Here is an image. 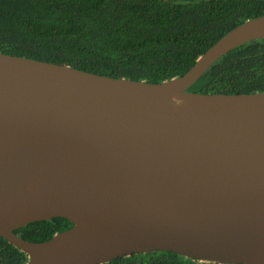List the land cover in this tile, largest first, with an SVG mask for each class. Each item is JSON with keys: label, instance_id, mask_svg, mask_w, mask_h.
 Segmentation results:
<instances>
[{"label": "water", "instance_id": "1", "mask_svg": "<svg viewBox=\"0 0 264 264\" xmlns=\"http://www.w3.org/2000/svg\"><path fill=\"white\" fill-rule=\"evenodd\" d=\"M264 38L246 20L160 83L0 52V237L26 264H103L157 250L264 264V91L189 88ZM63 217L33 242L14 230Z\"/></svg>", "mask_w": 264, "mask_h": 264}, {"label": "trees", "instance_id": "2", "mask_svg": "<svg viewBox=\"0 0 264 264\" xmlns=\"http://www.w3.org/2000/svg\"><path fill=\"white\" fill-rule=\"evenodd\" d=\"M262 15L264 0H0V52L160 83L183 75L231 29ZM189 90L264 91V38L220 57ZM72 226L68 219L54 217L14 232L42 242ZM28 260L0 237V264ZM103 264L219 263L157 250Z\"/></svg>", "mask_w": 264, "mask_h": 264}]
</instances>
